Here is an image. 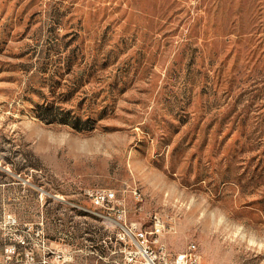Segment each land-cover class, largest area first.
Instances as JSON below:
<instances>
[{"label": "rangeland", "instance_id": "rangeland-1", "mask_svg": "<svg viewBox=\"0 0 264 264\" xmlns=\"http://www.w3.org/2000/svg\"><path fill=\"white\" fill-rule=\"evenodd\" d=\"M98 187L264 264V0H0V264H115Z\"/></svg>", "mask_w": 264, "mask_h": 264}, {"label": "built area", "instance_id": "built-area-1", "mask_svg": "<svg viewBox=\"0 0 264 264\" xmlns=\"http://www.w3.org/2000/svg\"><path fill=\"white\" fill-rule=\"evenodd\" d=\"M89 199L92 209H86V212L98 217L102 223L104 214H113V223H105L112 229L103 241L108 239L117 244L110 250L111 254L117 255L115 264H205L200 261L192 241L187 243L185 251L176 254L163 246L160 237L164 233V222L159 215H154L149 230L127 226L124 210L115 208L123 203V199L117 197L113 189L98 187L89 193Z\"/></svg>", "mask_w": 264, "mask_h": 264}, {"label": "trees", "instance_id": "trees-1", "mask_svg": "<svg viewBox=\"0 0 264 264\" xmlns=\"http://www.w3.org/2000/svg\"><path fill=\"white\" fill-rule=\"evenodd\" d=\"M53 105H47V106H44L43 107V109H45L46 111L48 110V111H50L51 109H53V107H52ZM62 122H64V123H68L69 121H62ZM76 122L77 121H74V123H72V124H74V125H72V127H74V128H76V129H78V126L76 125ZM69 124V123H68ZM47 198V200H50V197H46ZM81 211V210H80ZM82 213H84V214H88V215H91V214H89V213H87L86 211H81ZM92 216V215H91Z\"/></svg>", "mask_w": 264, "mask_h": 264}, {"label": "bare ground", "instance_id": "bare-ground-1", "mask_svg": "<svg viewBox=\"0 0 264 264\" xmlns=\"http://www.w3.org/2000/svg\"><path fill=\"white\" fill-rule=\"evenodd\" d=\"M104 220H108L113 223V214H104Z\"/></svg>", "mask_w": 264, "mask_h": 264}]
</instances>
